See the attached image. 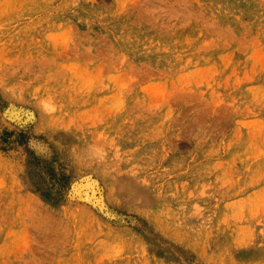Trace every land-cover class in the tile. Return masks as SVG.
<instances>
[{"label": "rangeland", "instance_id": "1", "mask_svg": "<svg viewBox=\"0 0 264 264\" xmlns=\"http://www.w3.org/2000/svg\"><path fill=\"white\" fill-rule=\"evenodd\" d=\"M0 264H264V0H0Z\"/></svg>", "mask_w": 264, "mask_h": 264}, {"label": "clouds", "instance_id": "2", "mask_svg": "<svg viewBox=\"0 0 264 264\" xmlns=\"http://www.w3.org/2000/svg\"><path fill=\"white\" fill-rule=\"evenodd\" d=\"M38 107L45 115H52L58 110V106L53 97L47 96L39 98ZM31 145V140L29 141ZM50 155V153H49ZM110 157V150L103 144H90L84 152L83 159L87 163L96 164L99 166H105ZM122 154L119 149L111 150V159L114 161L120 160ZM102 171L105 174H110V170L107 167H102Z\"/></svg>", "mask_w": 264, "mask_h": 264}]
</instances>
